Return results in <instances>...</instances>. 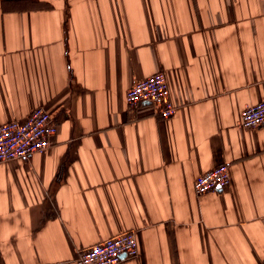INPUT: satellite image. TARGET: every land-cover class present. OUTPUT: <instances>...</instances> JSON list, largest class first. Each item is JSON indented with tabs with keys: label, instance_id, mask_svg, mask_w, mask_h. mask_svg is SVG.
<instances>
[{
	"label": "crops",
	"instance_id": "obj_1",
	"mask_svg": "<svg viewBox=\"0 0 264 264\" xmlns=\"http://www.w3.org/2000/svg\"><path fill=\"white\" fill-rule=\"evenodd\" d=\"M164 71L177 112L127 90ZM264 0H0V124L44 106L52 145L0 162V264H264ZM222 162L230 186L197 195Z\"/></svg>",
	"mask_w": 264,
	"mask_h": 264
},
{
	"label": "built area",
	"instance_id": "obj_2",
	"mask_svg": "<svg viewBox=\"0 0 264 264\" xmlns=\"http://www.w3.org/2000/svg\"><path fill=\"white\" fill-rule=\"evenodd\" d=\"M169 82L164 71L155 72L135 81L127 90L130 106L141 102L157 107L159 116L170 118L177 112L172 103ZM242 126L254 128L264 126V98L247 106L242 112ZM58 132L53 114L44 106L33 108L23 120H12L0 124V162L23 159L34 153L46 151ZM222 162L194 179V193L203 195L223 189L231 184V168ZM134 231H126L106 238L81 249L77 264H119L124 258H135L140 254L139 242Z\"/></svg>",
	"mask_w": 264,
	"mask_h": 264
}]
</instances>
